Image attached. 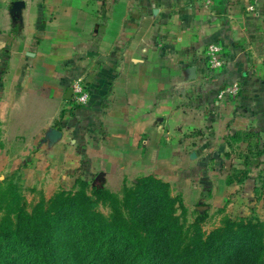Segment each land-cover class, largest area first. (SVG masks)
<instances>
[{"label": "crops", "instance_id": "0c3cea01", "mask_svg": "<svg viewBox=\"0 0 264 264\" xmlns=\"http://www.w3.org/2000/svg\"><path fill=\"white\" fill-rule=\"evenodd\" d=\"M212 43L227 65L206 81ZM78 78L91 96L77 110L93 128L87 151L52 139ZM234 84L239 95L219 103ZM206 157L238 164L218 161L214 178ZM20 163L53 180L89 169L112 190L185 170V204L249 205L264 220V0H0V175Z\"/></svg>", "mask_w": 264, "mask_h": 264}, {"label": "trees", "instance_id": "16d2710c", "mask_svg": "<svg viewBox=\"0 0 264 264\" xmlns=\"http://www.w3.org/2000/svg\"><path fill=\"white\" fill-rule=\"evenodd\" d=\"M86 187L31 209L15 189H0V264H264L259 222L227 220L207 236L206 218L187 225L183 200L155 176L122 197Z\"/></svg>", "mask_w": 264, "mask_h": 264}, {"label": "rangeland", "instance_id": "374dc122", "mask_svg": "<svg viewBox=\"0 0 264 264\" xmlns=\"http://www.w3.org/2000/svg\"><path fill=\"white\" fill-rule=\"evenodd\" d=\"M68 106L67 109L63 110L60 119L55 122V127H53L55 135L52 139L54 143H58V141L63 138L62 136L66 134L67 137L69 136L68 138H72V145L76 147L77 151H87L91 145L95 144L94 135L91 133L93 128L89 124V119L85 117L82 118L83 115L77 114V108H85L88 105L85 107H73L70 103ZM78 116H80V118ZM193 158L196 160L197 157L194 156ZM204 159L203 161L206 162V165L208 166L207 168L211 170L214 178H217L219 172L216 171V168L217 165L220 168L224 166L218 164V161L222 160L207 157ZM221 163L233 166L234 164L237 165L238 161L234 163V158H231L226 160L223 159ZM17 166L18 168L12 169L9 173L0 175V189H15L16 192L27 201L30 209L40 203L48 202L59 193L74 194L83 187V184H87V193H89L94 186H100L109 190L112 194L122 197L124 195V187L126 188L127 186V188H132L138 178L144 177L140 176L131 180L126 179L122 184L116 186L120 187L119 189L112 190L106 187L108 184L105 182L104 176L97 173H91L89 169H85V171L79 174H58L55 176V180H53L48 174L41 176L24 174L22 172L23 170H21L22 163ZM163 171H161L159 175L146 176H155L168 183L172 190V196L179 197L184 202L183 192L186 189V184H184L186 180L185 170L178 172V174H169L167 173V170ZM201 171L202 168L199 169L198 172L201 173ZM199 176L197 177L198 179ZM184 205L186 208L185 218L188 222L187 225H191L190 223L194 222L198 216L206 218L202 229L207 236L214 230L221 228L227 220L232 222L242 221L245 224H255L259 222L261 226H256L255 231L257 230L258 233L262 232L261 241L264 245V220L258 212H256L254 207L247 205L246 208L229 209L227 207H221L205 202H201L196 206H189L184 202ZM99 210L106 214L109 212L108 209L102 205H100Z\"/></svg>", "mask_w": 264, "mask_h": 264}, {"label": "built area", "instance_id": "2783aa9c", "mask_svg": "<svg viewBox=\"0 0 264 264\" xmlns=\"http://www.w3.org/2000/svg\"><path fill=\"white\" fill-rule=\"evenodd\" d=\"M195 2L205 9H209L215 4V0H195ZM248 11L254 12L255 7L249 6ZM201 61L203 63L204 70L208 75L205 79L206 81H212L215 79L227 65L224 49L218 43H212L207 47L205 56L201 59ZM72 90L73 96L71 104L73 107H85L89 105L91 96L84 78H78L75 80ZM239 93L240 86L238 84L227 87L219 93V103L223 102L227 98H235L239 95Z\"/></svg>", "mask_w": 264, "mask_h": 264}, {"label": "water", "instance_id": "95a60500", "mask_svg": "<svg viewBox=\"0 0 264 264\" xmlns=\"http://www.w3.org/2000/svg\"><path fill=\"white\" fill-rule=\"evenodd\" d=\"M191 73L195 75V73H196V69H195V68H191ZM68 94H70V97H68V99L71 100V98H72V96H73V90L70 89L69 92H68ZM194 156H195V155H194ZM194 156H193V157H194Z\"/></svg>", "mask_w": 264, "mask_h": 264}]
</instances>
